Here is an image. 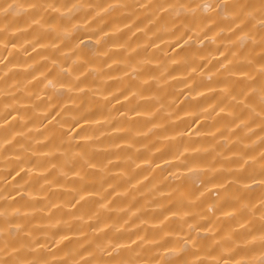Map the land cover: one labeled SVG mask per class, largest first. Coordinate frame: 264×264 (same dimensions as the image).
I'll list each match as a JSON object with an SVG mask.
<instances>
[{
    "label": "clouds",
    "instance_id": "9594fccd",
    "mask_svg": "<svg viewBox=\"0 0 264 264\" xmlns=\"http://www.w3.org/2000/svg\"><path fill=\"white\" fill-rule=\"evenodd\" d=\"M0 264H264V0H0Z\"/></svg>",
    "mask_w": 264,
    "mask_h": 264
}]
</instances>
